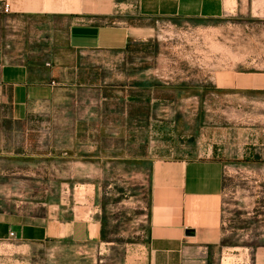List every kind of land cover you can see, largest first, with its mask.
Listing matches in <instances>:
<instances>
[{
    "label": "crops",
    "instance_id": "obj_1",
    "mask_svg": "<svg viewBox=\"0 0 264 264\" xmlns=\"http://www.w3.org/2000/svg\"><path fill=\"white\" fill-rule=\"evenodd\" d=\"M220 7V0H0V110L23 126L0 148V264H38L40 247L93 249L104 177L146 161V240L126 264H224L222 161L172 148V102L159 87L149 85L144 99V85L114 82L108 66L85 58L146 41L161 18L216 16ZM46 159L71 175L34 184L25 173ZM62 259L55 262L68 264Z\"/></svg>",
    "mask_w": 264,
    "mask_h": 264
},
{
    "label": "rangeland",
    "instance_id": "obj_2",
    "mask_svg": "<svg viewBox=\"0 0 264 264\" xmlns=\"http://www.w3.org/2000/svg\"><path fill=\"white\" fill-rule=\"evenodd\" d=\"M220 2L225 9L216 16L159 19L145 45L137 43L143 50L90 51L85 58L108 66L114 82L144 85L139 93L144 99L149 85L168 97L162 100L172 102V148L224 166L219 258L224 264H264V0ZM167 85L172 90L163 89ZM41 127L36 122L30 129L35 134ZM14 129L19 133L23 126L0 110V148L7 149L6 134ZM8 164L2 161V168ZM56 169L46 159L25 174L34 184L71 175ZM103 186L96 246L87 249L82 243L70 255L40 247L38 264H57L61 256L76 264L77 250L80 264H126L138 258L149 215L148 162L138 168L114 166Z\"/></svg>",
    "mask_w": 264,
    "mask_h": 264
},
{
    "label": "built area",
    "instance_id": "obj_3",
    "mask_svg": "<svg viewBox=\"0 0 264 264\" xmlns=\"http://www.w3.org/2000/svg\"><path fill=\"white\" fill-rule=\"evenodd\" d=\"M2 10H3V12H5V13L10 12V4H9V2L6 1V2H4V3L2 4ZM18 58H19L20 61H23V60H24V59L21 57V55H19ZM10 235H11V236H15V232H14V231H11V232H10Z\"/></svg>",
    "mask_w": 264,
    "mask_h": 264
},
{
    "label": "trees",
    "instance_id": "obj_4",
    "mask_svg": "<svg viewBox=\"0 0 264 264\" xmlns=\"http://www.w3.org/2000/svg\"><path fill=\"white\" fill-rule=\"evenodd\" d=\"M137 43H134V44H128L126 46V51L129 52V51H134V50H143L142 47H138ZM140 45H145L144 43L140 42Z\"/></svg>",
    "mask_w": 264,
    "mask_h": 264
}]
</instances>
